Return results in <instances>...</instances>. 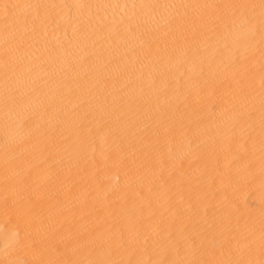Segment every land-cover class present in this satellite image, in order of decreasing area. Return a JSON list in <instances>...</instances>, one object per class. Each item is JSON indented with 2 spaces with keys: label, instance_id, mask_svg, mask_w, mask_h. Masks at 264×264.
Returning <instances> with one entry per match:
<instances>
[{
  "label": "bare ground",
  "instance_id": "obj_1",
  "mask_svg": "<svg viewBox=\"0 0 264 264\" xmlns=\"http://www.w3.org/2000/svg\"><path fill=\"white\" fill-rule=\"evenodd\" d=\"M0 264H264V0H0Z\"/></svg>",
  "mask_w": 264,
  "mask_h": 264
}]
</instances>
